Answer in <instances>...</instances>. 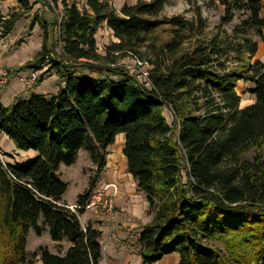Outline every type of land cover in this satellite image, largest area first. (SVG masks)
<instances>
[{"label":"trees","instance_id":"16d2710c","mask_svg":"<svg viewBox=\"0 0 264 264\" xmlns=\"http://www.w3.org/2000/svg\"><path fill=\"white\" fill-rule=\"evenodd\" d=\"M17 1L20 10L0 11V39L33 9L29 0ZM43 1L54 18H41L42 50L23 68L49 57L35 85L51 70L64 84L55 95L31 94L7 107L0 97V132L18 150L38 153L8 164L15 178L0 159V264H34L38 254L44 264L99 263L101 232L84 229L62 202L60 167L88 150L97 173L79 195L84 205L119 134L128 172L153 214L139 237L141 264L174 252L178 264H264V61L253 59L259 40L248 33L264 42L262 0H218L225 10L214 32L200 7L191 19L161 18L168 0H137L119 10L106 0H61V10L58 0ZM237 12L246 19L230 34L223 25ZM104 25L117 41L102 53L96 34ZM165 25L169 39L160 42ZM125 57L148 62L149 85L120 65ZM239 81L254 84V102L245 107ZM40 216L54 241L71 243L65 255L42 246L27 252L29 228L43 231Z\"/></svg>","mask_w":264,"mask_h":264},{"label":"crops","instance_id":"0c3cea01","mask_svg":"<svg viewBox=\"0 0 264 264\" xmlns=\"http://www.w3.org/2000/svg\"><path fill=\"white\" fill-rule=\"evenodd\" d=\"M30 4L33 9L15 23L10 34L0 39V78H6L7 81L6 85L0 89V97L1 103L6 107L18 100L29 98L31 94L50 97L55 95L64 84V79L53 70L45 74L38 85L27 86L24 83L31 69H24L23 66L33 61L42 50L44 28L40 24L41 18L48 22L54 18L43 0H33ZM20 8L17 0H4L0 5V11L4 16ZM36 12L39 14V19L33 24V15ZM105 28L111 34L112 40L117 41L112 30L106 26ZM253 59L264 61V42L261 40L258 42V51ZM124 145V134L117 135L115 143L108 148L105 171L101 173L94 188L99 189L107 184L117 186L114 211L108 213L101 206L93 207L83 211L79 217L84 229L91 225L92 228L101 232L102 257L98 264H141L142 246L139 243V237L143 227L153 219V214L149 213L146 195L138 190L136 180L128 172L127 159L123 154ZM0 153L12 166L26 163L38 155L34 150H18L13 141L2 132H0ZM112 191V189L108 190L110 193ZM62 202L77 204L69 201ZM38 246L46 247L51 253L63 256L71 243L67 239L62 241L51 239L47 243H38ZM53 246H60L61 251L55 253L52 250ZM27 247L28 243L26 250ZM31 251L27 252L31 254ZM179 261L180 254L174 252L165 255L155 264H178ZM34 264H44L40 254L37 255Z\"/></svg>","mask_w":264,"mask_h":264},{"label":"rangeland","instance_id":"374dc122","mask_svg":"<svg viewBox=\"0 0 264 264\" xmlns=\"http://www.w3.org/2000/svg\"><path fill=\"white\" fill-rule=\"evenodd\" d=\"M32 2L33 0H29ZM68 2H77L79 5L84 3V0H67ZM109 2L111 6L114 8H121L124 4H134L137 0H106ZM264 5V0H262ZM59 8H62L61 0H58ZM200 7L203 16L207 19V32H214L216 28L222 23V17L224 15L225 7L218 0H191L188 2L186 0H168L164 5V9L161 13V18L165 17H173L176 15H184L187 18H194L197 8ZM264 11V8H263ZM262 11V16L264 13ZM246 19V16L242 12H237L234 19L227 24H224L223 27L227 30L228 33L232 34L238 26H240L241 22ZM242 30V29H241ZM248 33L253 36L254 39L259 40L258 36L255 34L253 30L248 31ZM169 31L168 26L160 28L157 31V40L160 42H164L169 39ZM97 43L99 46V51L104 52V47L112 42L111 34L108 33L107 29L104 26H101L98 29L96 34ZM55 44V42H54ZM59 51L60 49L57 48ZM120 65L124 66L126 70L140 82H145L144 75L142 72L145 71L144 65L139 63V59L134 57H125L120 61ZM233 66H236L234 63ZM254 86L253 83L239 81L236 87L238 94L241 96V107H244L247 104H251L254 102L255 96L251 93V87ZM165 116L168 121L173 123V115L172 113L166 109ZM253 151H250L246 158H252ZM107 164V163H106ZM105 168L101 171L103 173ZM97 173L96 166L93 164L89 152L85 147H82L78 154L71 164L63 163L60 167V178L67 184V189L62 196V201L75 202L78 204L79 195L82 194L88 187L90 183L91 177L95 176ZM98 176V179L101 175ZM183 177H186L185 171H183ZM98 179L96 183L98 182ZM96 187V184L94 188ZM93 188V189H94ZM82 215V213H80ZM38 225L43 228L41 234H37L33 227L29 228L27 234V251L31 253L37 251L39 249L38 243L44 242L47 243L51 240V235L49 231V227L45 224L44 217L40 216L38 219ZM52 250L55 253H59L61 251L60 246L52 247Z\"/></svg>","mask_w":264,"mask_h":264},{"label":"built area","instance_id":"2783aa9c","mask_svg":"<svg viewBox=\"0 0 264 264\" xmlns=\"http://www.w3.org/2000/svg\"><path fill=\"white\" fill-rule=\"evenodd\" d=\"M141 65H144L145 71L143 70L140 73H143L144 80L147 85H149V70H148V62L140 61ZM50 65V58L46 57V59L39 64L36 68L30 70L29 76L24 79V83L27 86H34L37 82L39 76L49 68ZM6 78H0V87H4L6 85ZM0 159L3 162L7 173L12 177L15 178L12 174L11 170L9 169L8 163L6 162L4 155L0 153ZM109 189H112V193L108 192ZM117 193V186L115 184H107L99 189H93L90 193V196L84 205H77V204H67L66 207L76 215L80 217L81 210L85 211L87 209L93 207H103L108 213H112L115 207V196Z\"/></svg>","mask_w":264,"mask_h":264}]
</instances>
